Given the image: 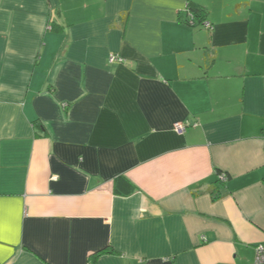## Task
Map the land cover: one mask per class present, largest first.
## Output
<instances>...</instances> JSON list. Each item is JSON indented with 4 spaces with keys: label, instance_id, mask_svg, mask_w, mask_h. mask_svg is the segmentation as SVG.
<instances>
[{
    "label": "crops",
    "instance_id": "crops-1",
    "mask_svg": "<svg viewBox=\"0 0 264 264\" xmlns=\"http://www.w3.org/2000/svg\"><path fill=\"white\" fill-rule=\"evenodd\" d=\"M263 242L264 0H0V264H255Z\"/></svg>",
    "mask_w": 264,
    "mask_h": 264
},
{
    "label": "built area",
    "instance_id": "built-area-1",
    "mask_svg": "<svg viewBox=\"0 0 264 264\" xmlns=\"http://www.w3.org/2000/svg\"><path fill=\"white\" fill-rule=\"evenodd\" d=\"M190 15L192 16L193 14L190 13ZM204 28L209 29L210 25L206 22L203 23ZM122 61L117 55L114 54H110L108 56V62L109 63H114V62H120ZM195 127V124H189V123H174L172 126L173 131L178 134V135H183L186 131L187 128L189 127ZM220 180L224 179V176L221 175L219 177ZM255 264H264V242L260 245H258L255 249Z\"/></svg>",
    "mask_w": 264,
    "mask_h": 264
},
{
    "label": "trees",
    "instance_id": "trees-1",
    "mask_svg": "<svg viewBox=\"0 0 264 264\" xmlns=\"http://www.w3.org/2000/svg\"><path fill=\"white\" fill-rule=\"evenodd\" d=\"M192 12H194V15H198L200 16V11L199 10H192ZM217 175L218 177H220L222 174L220 172L217 171ZM220 181V180H219ZM134 187L132 185V183L124 178V177H118L114 180V193L118 196H128L132 193ZM213 195L214 198L217 197V195H215V192L211 193Z\"/></svg>",
    "mask_w": 264,
    "mask_h": 264
}]
</instances>
